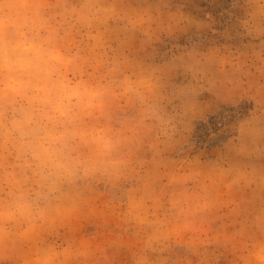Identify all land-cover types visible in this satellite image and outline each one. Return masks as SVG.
Instances as JSON below:
<instances>
[{
	"label": "rangeland",
	"instance_id": "obj_1",
	"mask_svg": "<svg viewBox=\"0 0 264 264\" xmlns=\"http://www.w3.org/2000/svg\"><path fill=\"white\" fill-rule=\"evenodd\" d=\"M14 2L16 15L0 6V198L29 174L33 119L85 159L127 161L128 177L65 184L53 205H78L73 217L0 221V264H134L133 195L149 218H179L166 264H264L250 225L264 209V34L241 26L243 0ZM60 65L99 94L92 107L49 109L36 87Z\"/></svg>",
	"mask_w": 264,
	"mask_h": 264
},
{
	"label": "clouds",
	"instance_id": "obj_2",
	"mask_svg": "<svg viewBox=\"0 0 264 264\" xmlns=\"http://www.w3.org/2000/svg\"><path fill=\"white\" fill-rule=\"evenodd\" d=\"M244 18L240 24L249 30V34H264V0H243ZM3 11L16 15V4L0 0ZM228 17H225V23ZM54 77V79H53ZM127 91L133 90L129 81ZM36 91L47 93L48 107L50 110L63 109L72 112L80 108H90L97 101L99 94H89L83 82L72 79L71 69L66 65L57 66L49 74L47 80H40ZM105 102L100 101V106ZM33 142L26 155L23 167L29 170L24 183L17 181L10 188L6 197L0 198V221H27L32 223L42 219L46 213L55 212L64 217H73L80 212V207L74 203L67 205H53L54 200H60V193L65 184L75 183L77 179L87 175H98L108 183L117 185L128 177V162L119 158L98 153L89 158L78 154V149L73 146L71 133H53L52 121L47 117L41 123L30 120ZM179 181L181 178L176 177ZM176 203L185 200L183 193L176 194ZM142 201L135 195L130 197L127 215L141 226L137 232L139 239L132 253L134 264H166L163 253L167 251L168 241L173 234H178L181 229L179 218L174 226L149 218L143 214ZM250 225L264 230V209L253 216ZM142 233V235H141ZM60 253L52 252L44 260H37V264H52ZM264 260V255L261 256Z\"/></svg>",
	"mask_w": 264,
	"mask_h": 264
}]
</instances>
